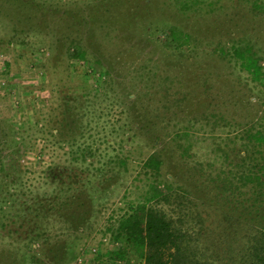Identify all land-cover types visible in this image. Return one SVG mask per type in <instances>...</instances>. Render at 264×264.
Masks as SVG:
<instances>
[{
  "label": "rangeland",
  "instance_id": "rangeland-1",
  "mask_svg": "<svg viewBox=\"0 0 264 264\" xmlns=\"http://www.w3.org/2000/svg\"><path fill=\"white\" fill-rule=\"evenodd\" d=\"M179 1L0 0V264H110L112 229L142 206L188 212L199 254L227 248L242 198L224 179L264 112V81L216 50L238 9ZM253 19L250 31L264 15ZM163 23L192 44L165 47ZM154 153L159 172L144 167ZM144 258L129 249L115 264Z\"/></svg>",
  "mask_w": 264,
  "mask_h": 264
},
{
  "label": "trees",
  "instance_id": "trees-1",
  "mask_svg": "<svg viewBox=\"0 0 264 264\" xmlns=\"http://www.w3.org/2000/svg\"><path fill=\"white\" fill-rule=\"evenodd\" d=\"M227 2L228 0H180L179 5L184 11L194 9L205 14L222 13L230 7L238 9L239 15H235L230 21L232 24L225 23L226 42H219L216 50L221 54L233 56L241 62V67L250 73L252 80L263 82L264 47L260 45L259 39L256 43L253 38L264 40V22L259 23L261 27L258 30L250 31L247 28L255 16L259 18L264 15V0H231L229 4ZM224 14L225 17L228 16L226 11ZM161 27H157L154 35L163 34L164 38L160 40L165 47L174 45L176 49H184L186 45L189 47L192 44L191 36L185 35L176 26L167 27V23H163ZM257 31L260 35L255 34ZM67 56L68 59L86 57L85 53L75 50H68ZM241 137L245 142L244 155L240 157L238 170L236 174L231 176L230 173L224 179L232 186L231 179L238 177L240 187H236L234 193L240 194L242 198L241 210L237 221H234L238 227H234L233 223L228 229H232L234 236L228 241L227 248H217L210 253L199 254L195 244L197 240H194V235H190V231L185 228L190 218L187 217L188 212L180 213L176 221L161 209L142 206L123 217L112 229V241L118 248L111 252L110 264H115L116 260H125L129 249L145 250V264H264V112L258 117L257 123L254 120L250 123ZM162 164L160 154L154 153L145 161L144 167L159 172ZM155 194H160L165 203L175 199L174 202L180 205L188 200L180 192L163 195L156 189ZM248 197L252 199H247ZM185 208L190 210L189 206ZM200 234L202 235V232H198L197 236ZM204 251L210 250L205 248ZM31 258L32 264H38V261Z\"/></svg>",
  "mask_w": 264,
  "mask_h": 264
}]
</instances>
